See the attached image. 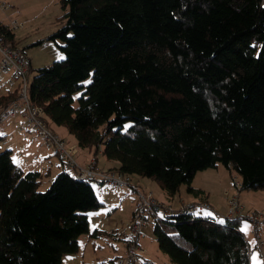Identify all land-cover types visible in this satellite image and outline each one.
Masks as SVG:
<instances>
[{
  "label": "trees",
  "instance_id": "obj_1",
  "mask_svg": "<svg viewBox=\"0 0 264 264\" xmlns=\"http://www.w3.org/2000/svg\"><path fill=\"white\" fill-rule=\"evenodd\" d=\"M60 1L65 25L50 39L63 41L65 58L28 84L52 129L65 127L116 162L110 170L151 179L169 197L183 184L203 197L195 176L220 164L240 175L242 190L264 191V0ZM0 36L17 46L2 20ZM18 93L17 85L0 106ZM6 135L0 264H67L82 235L98 237L89 215L104 206L95 184L105 183L63 167L40 191L43 173L15 162L1 146ZM197 211L153 219L171 264H251L242 217Z\"/></svg>",
  "mask_w": 264,
  "mask_h": 264
},
{
  "label": "rangeland",
  "instance_id": "obj_2",
  "mask_svg": "<svg viewBox=\"0 0 264 264\" xmlns=\"http://www.w3.org/2000/svg\"><path fill=\"white\" fill-rule=\"evenodd\" d=\"M5 1L10 6L5 21L8 24H10L13 20H16L18 22V27L14 29L16 35L15 39L21 45V46L18 45V48L24 49L26 51V54L28 55L29 60L32 61V71H30V78L36 75L40 68L49 66L53 62L65 58L64 53L61 51L59 47V45L63 44V41L58 39L56 42L50 39V36L55 31H57L59 28L65 25V20L62 18V16L67 11V8L63 7V4L61 3L60 0H5ZM38 41H41V43H39ZM8 74L5 70L0 68V97L6 95L10 90H13L18 85L17 82H14V84H7L10 76V74L9 75ZM6 78H7V83L5 82ZM1 109H2V105L0 106V111ZM9 121L10 120H7L2 124H0V132L3 133L9 132L7 133V135L9 134L14 135L13 140H9L7 137L8 143L5 146L7 147L12 146L14 150L13 158L17 163L20 164V166L22 165L21 161L23 159L26 160V158H28L32 160L31 162L29 160L28 162L30 164L29 166H25V167L21 166V167L24 168V170L26 171L40 170L43 173V175L41 178V184L39 190L40 191L47 190L50 184L52 183V181L54 180V178L56 177V175L59 172H61L58 166L62 162L61 158H59L57 155H51V158L54 162V166L51 168V173L48 174L45 171V169H47L46 166L47 163H41L38 159H36V153L40 154L42 152L41 149L35 148L36 152L34 153V150H32L31 148L30 149L26 148L27 146L25 145L29 141L25 140L24 138H21L22 137L21 135L18 134L16 135L15 132H11L12 126ZM47 124L49 125V120L47 121ZM61 128H65V127L61 126ZM54 129L57 131V133L58 132L61 133L59 127H56ZM29 136L31 137L29 138V140L34 139L32 138L34 137V135L31 134ZM65 140L70 145L72 144L66 138ZM41 146H43L42 143ZM21 152L22 154H20ZM99 156H100L99 157L100 164L103 165V167H101L99 163H97L98 167L103 171H113L108 168H104L107 167L106 157L102 155ZM232 171H233L232 169L230 170L222 164H220L216 168H208L205 170H201L195 176L193 180V186L202 187L204 190L209 192L212 200H214V197L216 196L217 198L216 200L219 203L226 204L228 203V200L230 198L227 192L231 191L232 187L235 185L233 176L234 175L239 176L237 172L235 173ZM226 179L229 180V185L224 187L221 181ZM148 181L154 182L153 180L148 179L146 177H142L140 175H132V185L138 187L142 191H152L151 188L147 186ZM95 188H97V190L99 191L101 197L105 201V204H107L108 201H111V199L113 200L115 198H118L119 200H121L122 197L128 195V197L124 199L122 204H118L119 202H113L112 206H110L109 208V211L111 213L117 212L115 217L118 219L119 222L118 228L120 229L127 228L128 230V226L130 225V221L132 217L131 216L132 210L134 209L133 198H136V196L138 195L129 194L130 190L133 191L131 188L112 187L107 184L105 185L95 184ZM182 188L186 190L187 185L183 184ZM249 195L251 196L249 197ZM238 199L240 200L242 206L245 207L244 208L245 210L251 209V205H258L257 208L264 207V205L261 203L262 199H264L263 190H258V191L240 190L238 194ZM214 206L217 207V204L215 205V202H214ZM226 209H227V204H226ZM100 210L102 212L105 211L107 212L108 209L102 207ZM257 211H264V210H257ZM197 214H203V212L197 211ZM153 221L154 220H152V218H149V223L145 228V237L143 239V243L144 246H146L145 248L146 254L147 256L151 257L150 259L154 261H158V264H167L166 262H168V257L159 250L156 243L154 230H153ZM91 223H93L94 225L93 219ZM263 235L264 233L262 232V238L264 240ZM88 252L90 251L88 250L87 253ZM91 256L92 254L90 255V257L85 259H82L80 257V262H78V264H113L109 260L108 256L105 257L104 262H101L99 259H97L96 256L95 257H91ZM136 264H145V263L142 260H139L138 262H136Z\"/></svg>",
  "mask_w": 264,
  "mask_h": 264
},
{
  "label": "built area",
  "instance_id": "obj_3",
  "mask_svg": "<svg viewBox=\"0 0 264 264\" xmlns=\"http://www.w3.org/2000/svg\"><path fill=\"white\" fill-rule=\"evenodd\" d=\"M10 8L4 0H0V20L4 18V13ZM12 30L18 27V22L13 20L8 24ZM0 68L9 72L10 84L18 83L19 94L17 98L9 100L0 111V123L15 118L14 132H21L29 127L40 138L42 145L57 153L63 161L65 170L76 173L79 177L103 182L112 187L131 188L138 195V202L135 216L131 219L128 230L125 234L124 253L115 260L116 264H136L139 258L146 253L141 245V240L145 237V228L149 223V218H157L162 214H182L187 209H209L211 206L206 202H188L181 198H172L169 201L157 199L152 191H142L132 185V178L128 174L116 171H103L96 159H92L88 164L82 165L77 160V149L70 145L65 138L52 129L47 121L48 116L44 108L39 104L30 102L28 95L29 76L31 64L24 49L3 39L0 36ZM13 140L14 135L9 134L1 141V146L8 143V139ZM235 185L227 192L230 198L227 203V217H242L252 226L257 244L260 249H264L262 238V227L264 225V211H246L238 194L242 190V180L240 175L233 176ZM248 241V240H247ZM264 264V251L262 254Z\"/></svg>",
  "mask_w": 264,
  "mask_h": 264
},
{
  "label": "crops",
  "instance_id": "obj_4",
  "mask_svg": "<svg viewBox=\"0 0 264 264\" xmlns=\"http://www.w3.org/2000/svg\"><path fill=\"white\" fill-rule=\"evenodd\" d=\"M5 1V0H4ZM6 2V1H5ZM1 11V10H0ZM7 11L3 12L4 13V18H2L1 20L4 21L5 23H7L5 21V19L7 18ZM8 24V23H7ZM16 45L21 46L19 44V42L16 41ZM26 52V51H25ZM28 56V55H27ZM30 61L31 64V68H32V61ZM8 74V72H7ZM9 75V74H8ZM2 76V75H1ZM8 78V77H7ZM7 78L5 79V82L7 83ZM7 84H10L9 82ZM10 124L12 126V131L14 132V123L16 122L15 118H11L9 119ZM61 133H59L63 138H66L70 143H72L71 145L75 146L77 149V160L80 164L82 165H86L90 160L92 159H96L97 163H99V165L101 167H103V165L100 164V156L103 154L100 152V154H94L93 150L90 148H82L78 145V141L76 138H74L73 135H71L69 133V131L66 128H61L59 127ZM56 131V130H55ZM10 132V133H11ZM57 132V131H56ZM9 132H4L3 134H7ZM23 133V134H20ZM69 133V134H67ZM21 135V138H24L25 140H28L29 142L25 145L27 146L26 148H31L32 150L35 151V148H40L41 149V153L37 154L36 153V159H38L41 163H47V169H45V171L49 174L51 173V168L54 166V162L51 158V155H55L53 153V151L51 152L50 149L47 150V148L45 149L43 146H41V140L40 138L35 134L34 131H32L30 128L26 127L23 131L21 132H16V135ZM34 135L33 140H29V138H31L29 135ZM15 135V137H16ZM7 147V146H5ZM8 148H12V146H8ZM14 151V150H13ZM22 154V152L20 153ZM59 157V156H58ZM105 157V156H104ZM30 159L26 158V160H22L21 162V166L25 167V166H29L30 164L28 163ZM32 160H30L31 162ZM61 161V160H60ZM16 162V161H15ZM17 163V162H16ZM19 166L20 164L17 163ZM106 166L104 168H108L111 169L114 166H117V163L111 160H108L106 158ZM20 166V167H21ZM60 168V171H63V163L61 162L60 165H58ZM22 168V167H21ZM24 169V168H23ZM228 181V182H227ZM147 186L151 188L152 192L154 193V195L163 201H169L172 198H176V199H183L185 201L188 202H206L211 206V209H204V208H198L197 210L202 211L203 214L201 215H207L210 217H216L217 220L220 221V218H224L227 212L226 209V204H222L219 203L216 199V196L214 197V200L211 199L209 192H207L206 190H204L202 187L199 186H195V188L203 190L204 196L203 197H196L195 195L191 194L188 192V187L185 189H183L182 187L180 188L179 192L177 195H174L172 197H169V195L156 183V182H147ZM221 183L224 185V187L229 185V180H222ZM97 193L100 195L99 191L96 188ZM246 191V190H245ZM248 191V190H247ZM253 191V190H250ZM129 194H134L136 195L135 191H131ZM133 195V197H134ZM251 195H249L250 197ZM259 196V195H258ZM101 197V195H100ZM128 195H125L124 197L121 198V200H119L118 198L115 199H111V201H108L107 204H105V201L103 200V198L101 197V199L104 202V206L103 208L108 209L107 212H102L100 209L98 211L95 212H91L89 215V223H90V229L91 231H97L98 230V237L92 239L90 237V235L88 234H84L80 237V244H81V248L79 250L78 253L75 254H66L64 256V261L67 264H78V262H80V257L82 259L88 258L90 257V255L92 254L91 257H97V259H99L101 262H104L105 257H109V260L113 263L116 264L115 260L118 256L122 255L124 253L125 247H124V237L125 234L127 232V228H118V219L115 217L117 212L111 213L109 211L110 206H112L113 202H119L118 204H122V202L124 201L125 198H127ZM179 197V198H178ZM260 197V196H259ZM134 199V209L132 210V214H131V219L135 216V211H136V207H137V202H138V197L136 196V198ZM214 202L215 205L217 204V207L214 206ZM254 203V202H253ZM261 203L264 205V199H262ZM258 205H251V209H246L248 211L251 210H264V207L261 208H257ZM261 206V205H260ZM245 208V207H244ZM92 219L94 220V225L93 223H91ZM248 226V230L244 231L243 229L245 228V226ZM94 226V227H92ZM153 230H154V223H153ZM242 230L249 242L250 245V249H251V253H250V261L251 264H263V258H262V254L264 249H260L255 235L252 231V226L249 224V222L244 221L242 224ZM262 232L264 233V225L262 227ZM264 236V235H263ZM144 239V238H143ZM143 239L141 240V245L146 248V246H144L143 243ZM102 241V243H101ZM157 243V241H156ZM158 246V243H157ZM159 248V246H158ZM90 251L87 253V251ZM160 250V249H159ZM161 251V250H160ZM91 253V254H89ZM80 255V256H79ZM167 256V255H166ZM168 257V256H167ZM151 257L147 256V254L143 255L141 257L140 260H142L145 264H158V261H154L152 259H150ZM152 261V262H151ZM256 262V263H254ZM167 264H171L168 258V262H166Z\"/></svg>",
  "mask_w": 264,
  "mask_h": 264
},
{
  "label": "snow or ice",
  "instance_id": "obj_5",
  "mask_svg": "<svg viewBox=\"0 0 264 264\" xmlns=\"http://www.w3.org/2000/svg\"><path fill=\"white\" fill-rule=\"evenodd\" d=\"M90 83V81H89ZM221 223H223V221H221ZM244 231H247L248 230V226L246 225L245 228L243 229Z\"/></svg>",
  "mask_w": 264,
  "mask_h": 264
}]
</instances>
